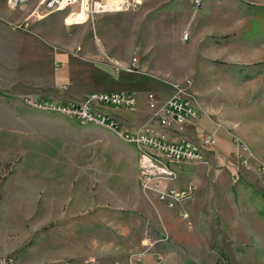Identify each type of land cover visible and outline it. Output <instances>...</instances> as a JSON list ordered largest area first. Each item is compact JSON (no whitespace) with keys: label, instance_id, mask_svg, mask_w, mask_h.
<instances>
[{"label":"rangeland","instance_id":"374dc122","mask_svg":"<svg viewBox=\"0 0 264 264\" xmlns=\"http://www.w3.org/2000/svg\"><path fill=\"white\" fill-rule=\"evenodd\" d=\"M170 1L68 24L69 7L46 15L39 0H0V254L25 243L31 264H264V0H215L203 19L215 32L198 39L187 28L209 1ZM106 90L137 91V105L89 101ZM175 91L202 116L166 132H212L217 146L205 162L172 164L161 186L193 189L170 207L142 182L155 151L127 135L159 128Z\"/></svg>","mask_w":264,"mask_h":264},{"label":"built area","instance_id":"2783aa9c","mask_svg":"<svg viewBox=\"0 0 264 264\" xmlns=\"http://www.w3.org/2000/svg\"><path fill=\"white\" fill-rule=\"evenodd\" d=\"M31 0H7L10 8L17 9ZM144 0H39V7L46 10V15L59 11L63 8H70L71 14H79L85 12L87 15L106 12H124L137 9L142 5ZM205 0H192L194 8L198 9L204 5ZM37 10V9H36ZM36 10L29 16L36 13ZM28 17V18H29ZM117 69L122 66L115 61L113 64ZM138 58L134 57L129 66V71L137 70ZM137 95L131 91H96L89 95V101L109 104L113 106L135 107L137 105ZM149 104L151 108H155L156 102L154 96L150 94ZM159 108V109H158ZM157 109L159 128L147 129L139 131L136 134L127 135L133 141H136L140 147L150 148L160 154L168 155L173 161L183 162H205V152L217 146L215 134L212 132L201 135L198 142L190 139H184L177 136H170L166 130L169 127H179L180 125L194 123L202 116L200 108L191 102L188 98L181 95L180 92L173 93L163 104ZM66 110V108H64ZM69 107V111H70ZM72 111V109H71ZM74 113H83L82 117L87 119H96L98 121H108L105 114L97 112H80L78 109L73 110ZM72 111V112H73ZM104 115V116H103ZM114 122L111 124L113 125ZM262 182L264 184V165L262 167ZM175 172L165 170L153 163L141 161V177L145 186L151 182L154 184V191L159 193V197L165 201L168 206L173 207L176 203L186 197L192 196L193 187L185 189H176L174 187H162L161 179H172ZM10 259L1 258L0 264H9Z\"/></svg>","mask_w":264,"mask_h":264},{"label":"crops","instance_id":"0c3cea01","mask_svg":"<svg viewBox=\"0 0 264 264\" xmlns=\"http://www.w3.org/2000/svg\"><path fill=\"white\" fill-rule=\"evenodd\" d=\"M173 0H171L170 2H172ZM209 2H207V4H205V6H204V8H203V11L202 12H204L203 13V16H202V18H201V21H200V26H197L196 28H197V30L196 31H190V28H187V26L189 27V25H186L184 28L186 29L187 28V30L189 31V32H191V34L193 35V36H195L196 37V39H198L199 38V33H201V34H211V33H213V32H215V31H213V28H212V26H209L208 27V29L206 30V25L204 24V20H206L207 18L209 19V15H210V13L212 12V10H213V6H214V3H215V0H208ZM234 1V0H233ZM169 2V3H170ZM249 2L251 3V4H253L254 5V7H256V8H262V3H261V5H259V7L256 5L257 3H260V2H262V0H249ZM168 3V4H169ZM229 3V2H228ZM172 4V3H171ZM233 4H234V2H233ZM232 4V5H233ZM171 6V5H170ZM172 7V6H171ZM226 9H227V6H226ZM202 10V9H201ZM201 10H197L196 12H194L193 11V13H192V16L193 17H195V16H197L198 15V12L199 11H201ZM223 13H226L227 15H234V13L233 12H223ZM190 18V17H189ZM204 19V20H203ZM188 20H191V18L190 19H188ZM187 20V22L189 23V21ZM203 20V21H202ZM227 24V26H226V28H224V29H221V30H223V31H226V30H233V28H234V24H233V26H231L228 22H226ZM235 23V22H234ZM191 35V36H192ZM107 91V90H106ZM137 92V91H136ZM135 92V93H136ZM137 94V93H136ZM165 102V100L162 102V104ZM170 135V134H169ZM25 244V243H24ZM24 244L22 245V246H18V245H9L8 246V248L4 251V253H1L0 254V258H5V257H7V256H12L13 258H12V262H11V264H31L32 262H28L26 259H21V257H23L22 256V254H21V252H20V250L22 249V247L24 246ZM27 261V262H26ZM23 262V263H22ZM25 262V263H24ZM38 264H45V263H43V262H40V263H38Z\"/></svg>","mask_w":264,"mask_h":264},{"label":"bare ground","instance_id":"6f19581e","mask_svg":"<svg viewBox=\"0 0 264 264\" xmlns=\"http://www.w3.org/2000/svg\"><path fill=\"white\" fill-rule=\"evenodd\" d=\"M63 9H65V8H63ZM63 9H61V10H63ZM84 15H86L85 12H81L79 14H74V15L73 14H71V15L69 14L68 18H67V23L68 24H74V23L81 22L84 19V17H85ZM87 120L93 121V120H96V119H87ZM143 161H145L146 163H153L155 166H160V168H162V169L172 170V171H174L173 168H172V164L180 162V161H173V159H171L168 155L160 154V153H158L156 151H155V154H153V153H151L149 151L144 153Z\"/></svg>","mask_w":264,"mask_h":264},{"label":"trees","instance_id":"16d2710c","mask_svg":"<svg viewBox=\"0 0 264 264\" xmlns=\"http://www.w3.org/2000/svg\"><path fill=\"white\" fill-rule=\"evenodd\" d=\"M74 108H75V109H80L81 106L74 105ZM112 121H113V120H111V118L108 119V124L111 123ZM114 126H115L118 130H120V124H118L117 122H115ZM221 264H229V263L223 262V263H221Z\"/></svg>","mask_w":264,"mask_h":264}]
</instances>
